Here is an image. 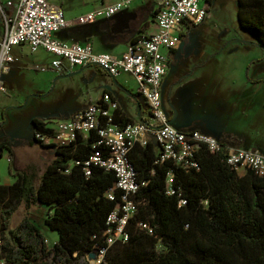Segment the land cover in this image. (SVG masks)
<instances>
[{
    "label": "trees",
    "instance_id": "16d2710c",
    "mask_svg": "<svg viewBox=\"0 0 264 264\" xmlns=\"http://www.w3.org/2000/svg\"><path fill=\"white\" fill-rule=\"evenodd\" d=\"M237 16L241 28L264 47V0H237ZM117 111L116 124L131 123L118 120ZM2 116L0 125L5 112ZM31 122V145L51 149L54 157L40 175L23 170L13 183L0 184V259L11 264H90L88 254L97 245L107 246L108 215L121 206L120 189L114 200L107 196L115 186V172L93 164L86 175L83 168L105 145L97 144L95 131L66 145L45 144L36 137L45 130L44 121L34 117ZM11 143L0 137V153L4 148L12 152ZM160 154L154 140L131 149L129 158L141 183L136 194L140 204L127 226L129 239L108 246L103 264H264V176L250 167L232 168L205 145L194 154L196 166L156 162ZM22 204L45 206V223L59 234L52 247L29 216L10 227V217Z\"/></svg>",
    "mask_w": 264,
    "mask_h": 264
},
{
    "label": "built area",
    "instance_id": "2783aa9c",
    "mask_svg": "<svg viewBox=\"0 0 264 264\" xmlns=\"http://www.w3.org/2000/svg\"><path fill=\"white\" fill-rule=\"evenodd\" d=\"M132 1L116 0L74 20L66 17L61 6L53 5L48 0H20L16 5L14 17L7 16L2 10L5 33L0 38V76L9 69V63L16 60L10 53L11 47L28 44L32 51L44 48L53 53L56 57L51 63V68L58 73L88 64L97 65L113 76L121 72L131 73L138 82V93L148 104V119L122 127L114 122L119 104L109 93H104L99 102L74 113L69 119L44 121L45 130L36 132L37 139L45 144L66 145L75 141L78 136L87 138L95 131L99 136L97 144L105 145L104 151L97 150L90 159L84 161L83 168L86 175L91 174L93 164L114 171L117 180L115 186L107 192V196L114 200L116 189H120L121 206L108 215V227L104 233L107 246L97 245L88 254L90 264H103L108 246L118 239L124 242L129 239L127 226L140 204L136 194L141 183L129 158V153L135 145L145 146L154 140L161 147L160 158L156 162L172 160L185 167L197 165L193 160L194 154L205 145L211 153L222 155L224 161L232 168L240 171L250 167L257 174L264 176V153L258 149L232 146L196 129L180 131L169 123L163 109L161 85L169 69V58L163 50L176 46L178 38L175 32L180 30L182 25H194L204 21L208 16V6L201 3L203 0H158L157 30L138 39L121 57L106 52L96 53L91 44H67L53 37L55 31L73 23L85 24L95 21L98 17H112ZM8 4L11 5L12 2ZM6 90L0 78V91ZM76 164L81 162L76 161ZM168 182H173V172L169 173ZM169 192L174 193L175 189L171 187ZM180 202L186 201L182 199ZM139 226L152 232L147 223L140 222ZM0 264L11 262L3 257Z\"/></svg>",
    "mask_w": 264,
    "mask_h": 264
},
{
    "label": "crops",
    "instance_id": "0c3cea01",
    "mask_svg": "<svg viewBox=\"0 0 264 264\" xmlns=\"http://www.w3.org/2000/svg\"><path fill=\"white\" fill-rule=\"evenodd\" d=\"M19 1L0 0V38L5 33L2 10L7 16L14 17ZM48 1L53 5L61 6L66 17L74 20L87 12L112 4L116 0ZM9 2L12 4H8ZM213 2L214 0H203V4L208 6V16L199 24L182 25L180 30L175 32L178 38L176 46L170 50H163L170 62L161 85L162 104L167 99V94L165 91L162 93V88L167 87L168 82L175 85L180 75H195L198 82L191 84L189 92L192 94L196 92L195 95L204 101L208 98L212 100L211 96L214 94L215 105L222 111H231L232 120L227 124H219L217 119H214L216 123L196 117L189 121L182 119V101L178 97H171L173 88L170 90L169 97L173 106L168 111L166 109L164 111L169 121H172V126L180 131L196 129L232 146H237L235 142L241 141L249 145L242 148H254L262 152L264 151V47L256 39L240 31L234 33L244 36V41L231 39L235 35L230 37L224 26L210 23ZM157 8L158 0H133L112 17H98L95 21L85 24L73 23L64 29L55 31L53 37L67 44H91L96 53L106 52L121 57L134 42L157 30ZM222 31L223 34H219ZM228 39L231 40L227 42ZM10 53L16 60L9 63V69L6 72L1 73L2 81L4 75L11 73L17 66H40L43 73L50 76V79L52 76L57 78L69 72L58 73L53 70L51 63L56 56L44 48L32 51L28 44H20L12 46ZM89 66L91 65L78 66L72 70L79 68L78 73H82L85 78L92 77L94 76L93 69ZM246 67L248 72L245 73ZM198 71L199 74H197ZM97 72L100 74L98 75V87L101 90L94 94L89 89L88 100H85L80 108L73 110L70 117L74 113L85 110L90 104L99 102L104 93H109L119 104L118 120L132 123L148 119V104L138 93V82L131 73L121 72L112 77L99 66H97ZM3 83L6 91H9L10 86ZM44 149L54 155L51 149ZM4 153L15 166L19 153L13 149L11 152L6 148L1 150L0 156ZM23 170V168H17L13 173L15 180L17 172ZM37 207L43 208L42 206ZM43 210L46 213L45 208Z\"/></svg>",
    "mask_w": 264,
    "mask_h": 264
},
{
    "label": "rangeland",
    "instance_id": "374dc122",
    "mask_svg": "<svg viewBox=\"0 0 264 264\" xmlns=\"http://www.w3.org/2000/svg\"><path fill=\"white\" fill-rule=\"evenodd\" d=\"M201 3L203 4V1ZM211 16L209 22L224 26L230 37L235 35V31H240V33L256 39L253 33L241 28L238 22L237 0H214ZM219 34H223V31ZM243 37L237 34L231 39L244 41ZM231 39H228L227 42ZM89 68L93 69V75L97 78L94 76L85 78L82 73L70 75L72 72L79 71L78 68L66 72L67 75L57 78L52 76L50 79V76L43 73L42 67L36 65L17 66L11 73L4 75L3 82L10 86V90L0 91V120H3L2 114L5 112L4 123L0 125V137H9L12 141L11 148L19 153V157L14 166L6 153L0 156V184L14 182L13 173L17 168H23L40 175L45 166L51 162L54 156L52 152L31 145L33 138L31 121L34 117L45 120H65L70 117L73 110L80 108L81 104L88 100L89 89L94 94L96 91H100L101 89L98 87V75L100 74L97 72V66L91 65ZM247 69L246 67L245 73L248 72ZM194 76L182 74L175 85L168 82L167 87L162 88V93L165 91L167 94L163 109L168 111L173 106L169 101L170 90L173 88L171 97H178L182 101V119L189 121L200 118L206 119L210 123H216L214 119H217L219 124L231 122V111L227 110L226 112L218 109L215 105L214 94H211L212 100L208 98L204 101L195 95L196 92L195 94L189 92L191 84L198 82ZM200 94L203 97V94ZM223 140L226 139L223 138ZM235 144L240 147L249 146L248 143L241 141L235 142ZM262 152L264 153V151ZM25 216H29L38 226L47 240V246L52 247L58 241V232L49 228L45 223L43 208L35 205L27 208L25 204H22L10 217V227L14 228Z\"/></svg>",
    "mask_w": 264,
    "mask_h": 264
},
{
    "label": "water",
    "instance_id": "95a60500",
    "mask_svg": "<svg viewBox=\"0 0 264 264\" xmlns=\"http://www.w3.org/2000/svg\"><path fill=\"white\" fill-rule=\"evenodd\" d=\"M88 65H93V64H88ZM79 71H76V72H72V73H70V75H72V74H76V73H78ZM107 74H109V75H111L109 72H107V71H105ZM68 74V73H67ZM67 74H63V75H60V76H64V75H67ZM112 77H114L113 75H111ZM169 123L170 124H172V121H169Z\"/></svg>",
    "mask_w": 264,
    "mask_h": 264
},
{
    "label": "flooded vegetation",
    "instance_id": "af4514ba",
    "mask_svg": "<svg viewBox=\"0 0 264 264\" xmlns=\"http://www.w3.org/2000/svg\"><path fill=\"white\" fill-rule=\"evenodd\" d=\"M170 62V61H169ZM43 121H46L45 119H42ZM53 121H55V120H53Z\"/></svg>",
    "mask_w": 264,
    "mask_h": 264
}]
</instances>
